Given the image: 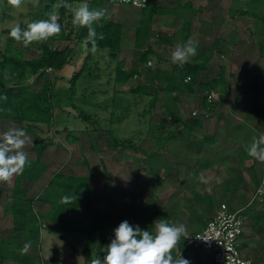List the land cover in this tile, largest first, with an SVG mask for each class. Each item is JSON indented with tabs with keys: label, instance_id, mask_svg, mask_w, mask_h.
I'll list each match as a JSON object with an SVG mask.
<instances>
[{
	"label": "rangeland",
	"instance_id": "rangeland-1",
	"mask_svg": "<svg viewBox=\"0 0 264 264\" xmlns=\"http://www.w3.org/2000/svg\"><path fill=\"white\" fill-rule=\"evenodd\" d=\"M175 1L177 0L161 1L153 19L151 14L144 16L146 12L129 7L103 4L94 8L93 10L107 8L108 17L105 20L123 27L126 49L121 50L115 59L110 57L108 51H97L94 54L95 61L86 65V71L76 81L74 89L71 78L85 65L84 53L82 55L78 51L73 65L66 66L59 73L52 69L46 70L50 81L56 78L50 101L53 122L51 127L38 124L39 128L32 129L35 128L43 142H51L49 146L53 148L47 153L48 158L63 161L56 164L53 161V168L57 172H74L76 175L73 177L90 175L101 183L100 186H104L106 180L107 186H113L109 181L113 176L121 174L115 166L120 157L130 160L134 172L129 173L135 176V192L140 201L149 193L153 196L155 192L165 190L172 192V196H181V200H191L198 205L213 201L212 208L226 203L231 208L240 209L251 203L246 209L250 211V216L246 220V230L241 241L242 253L255 260V264H264V162L250 157L245 150L254 138L264 134V114H259V108L264 107V0H231L229 6L227 0H210V4L207 0L204 8L207 15H219L222 19L221 14L229 11L228 21L226 19L223 22L224 30L217 33L213 28L217 30L215 27L221 24L216 23L217 19L214 18L215 22L211 21L215 23L213 28H193L192 19L196 14L199 12L198 16L202 17L201 1L197 2L195 9L189 5L188 8H183V12L179 10L177 16L168 19L170 21L157 17L161 6L175 8ZM81 2L85 0L72 4L75 6ZM53 8L51 12H45L42 5H34L32 0H23L20 8H12L7 0H0V61L8 57L13 60L12 64L19 62L18 71L11 68L13 82L17 81L19 74L20 85L34 93L42 87L43 77L30 75L26 63L40 57V46L58 50L74 48L77 45L76 35L79 29L73 26L71 13L66 9L63 16H58L61 33L46 41L33 42L25 47L22 42L9 43V32L16 23L20 24L23 31L27 24L48 19L57 11ZM190 10L194 16H190ZM242 11L252 13L256 18L239 14ZM204 21L206 20L197 17L199 26ZM163 27L168 30L163 31ZM189 39L198 41L199 44L197 55L186 64L205 65L206 69L198 75L192 94L165 92L163 89L169 87L170 78L177 76L179 79L184 76L182 70H177L178 65L171 63L170 57L178 44ZM150 47L152 51L147 57L148 63L142 64L141 52ZM157 56H161L160 61ZM120 61L123 62L124 70L127 67L135 69L142 78L135 76L126 84L115 86V68ZM200 85L208 89L200 91ZM138 87H144L142 94L145 96L133 94V90ZM241 88L246 91L242 92ZM101 91H108V94L111 91L116 92L119 96L112 104V99L104 98L106 93L102 95ZM206 104L212 106L210 110ZM203 110L207 117L194 119L192 113L202 114ZM113 112L115 115L111 116ZM81 116L86 117L85 122ZM111 118L118 120L120 124L118 122L112 125ZM162 118L167 122L159 131ZM194 120L201 125L190 126L197 123ZM33 125L35 124H31ZM171 134L174 137L170 139ZM27 136L29 142L26 148L28 161L31 162L35 157L37 159L38 149L34 148V136ZM112 137L121 147H115ZM74 138L77 140H73ZM103 150L109 156L101 153ZM63 153L68 154L66 158ZM30 155L33 158L31 160ZM82 157L88 159L87 165L81 163ZM104 157L109 163L113 159L114 167L110 168ZM40 160L42 162V156ZM94 163L99 167L98 171H95ZM48 166L50 167L45 164V167ZM195 194L201 198V202L195 198ZM135 197H132L136 200L133 202L135 204L129 205L136 207L134 219H139L142 217L138 207L140 203L137 202V196ZM191 201L189 202L193 205ZM157 202L155 199L150 204L151 207ZM150 205H143V208L158 220L159 211L150 210ZM30 207L32 209V205ZM48 208L49 206L46 209L39 208L33 212L48 214ZM206 213L208 212L202 210L200 216L193 218V223L202 220L200 217H204ZM255 214L259 217L257 222L253 220ZM42 220L44 219L41 216L36 215L34 222H27L31 227H36L40 236L37 238L36 233L32 241L28 236L23 237L24 241L17 239L19 245L23 244L20 256L28 257L35 264L39 258H43L44 252H51L49 248H53L56 254L54 257L57 258L67 257V250L69 253L73 250L81 251L82 244L78 239L84 241V237L61 233V238L56 234H49L41 230ZM50 221V218L46 219L45 226L50 225ZM13 234L19 236L20 232L12 229L2 231L0 239H8ZM27 239L28 243L25 242ZM69 262L84 264V259H71ZM3 264L20 262L10 258Z\"/></svg>",
	"mask_w": 264,
	"mask_h": 264
},
{
	"label": "trees",
	"instance_id": "trees-1",
	"mask_svg": "<svg viewBox=\"0 0 264 264\" xmlns=\"http://www.w3.org/2000/svg\"><path fill=\"white\" fill-rule=\"evenodd\" d=\"M77 1L80 0H66L67 3L71 4ZM58 2L59 0H38V4L43 6V10L45 12H51L54 9V5H56ZM88 5L90 10H93L94 8L100 6L95 3H88ZM152 5L153 1H150L149 7L151 8ZM65 10V8H60L58 10L60 16H63ZM241 14L254 16L252 13L250 14L248 12L243 11ZM93 27H95L97 32V50L95 52L91 51V43H89L87 49L82 46L83 41L88 37V29L86 27L79 28L76 35L77 45L74 48L66 47L64 49L58 50L50 49L47 46H40V57L26 63V67H28L30 75H38L43 77V85L36 93L31 92L27 87L20 85L19 80H21V76H19V74L17 76V81L13 82L14 74L11 68H14V70L18 71V68L20 66L19 62L12 64L13 60L8 57H4L0 61V121L12 120L18 122L19 128L25 130L27 134L34 136V138L36 139V144L34 148L38 149L37 159L33 162L29 161L22 174L15 175V182L12 190V198H14L13 206L15 209L14 214L16 218H18L19 222H23L21 225L16 226V232H28L31 234L36 233V227H31V224H27L29 220H31L32 222L35 221L36 214L32 212V209L30 207L32 205L33 200H28L25 198L26 192L25 190L20 188V183L21 181L36 182L46 169L45 165L41 162L40 158L43 152L48 148V146L51 145V142H47L48 144H46V142H43L42 138H39L35 130L38 124H46L49 127L52 124V107L50 101L51 96L53 97L52 87L56 78L53 79V81H50L47 77L46 70L52 69L59 72L65 66L73 65L78 51H81L82 55L84 53L85 56L83 58V62L85 63V65H82L83 67L80 68L79 71L75 73L74 76L71 78V83H73L72 87L74 89L76 81L84 75V72L86 71V65L95 61L96 56L94 54L97 51H108L112 59H115L121 51L123 27L120 24L103 19L98 24H94ZM100 34L103 35V39L98 38ZM8 41L9 43H12L15 40L10 37ZM151 51L152 50L150 47L146 48L145 51L141 52L142 64L146 65V63H148L147 57L150 55ZM157 58L160 61L161 56H157ZM176 67L178 71L182 70L184 72V76L182 78H179L181 79V81H179L177 76H173L172 78H170L168 82L169 87L167 86L163 89V91L168 93L172 91L177 93L192 94L196 86L198 75L202 72V70L206 69V66L197 64H184L182 67ZM138 74L139 73L135 69H132L131 71L124 70L123 62H118L115 68V86L126 84L130 79L134 78ZM186 77H190V81L188 83H184V79ZM143 89L144 87H138L136 90H133V94L142 95ZM207 89L208 88L206 86L200 85V91H205ZM241 89L242 92L246 91L244 88ZM50 92L52 93V95ZM115 100L117 99H112V104L115 103ZM206 106L208 107V110H210L212 107L211 105L207 104ZM259 114H264V107L259 108ZM80 118L85 122V116H81ZM194 119H202V117H194ZM194 121L197 122V120ZM166 122L167 120L165 118L161 119L158 128L159 131L164 128V124ZM31 124L35 125L31 126ZM200 125V122L190 124V126L192 127H199ZM33 127L35 128L32 129ZM173 137L174 136L172 134L169 136L170 139ZM73 140L77 139L74 138ZM112 141L115 142L114 144L116 148L121 147V144L115 141L114 137H112ZM90 180L91 176L73 177L59 173H56L51 177V180L49 181L46 190L43 191V193L37 197V200L51 204L53 231L58 233L70 231L72 232V222L75 220L76 216L78 215V211L80 210H82L86 216H91L92 212L90 210V207L93 198L91 196ZM65 196H76V199L72 203H65L62 200V198ZM262 197H264V195ZM195 198H198V200L201 199L198 197L197 194H195ZM139 203L140 212H146V209L143 208L144 206L142 205V202L140 201ZM245 213L247 214L248 219V217L250 216V211H245L244 214ZM159 216L160 215L158 214V217ZM192 217L195 218L196 216L193 214ZM160 218L163 219L162 217ZM130 219V216H128L127 213H124V220H127L129 224L133 226H139L141 230H149L151 232L150 228L141 226L140 222L132 223ZM251 219L252 217H250V220ZM258 219V215L255 214L253 216V220L257 222ZM109 223L111 224V222ZM249 227L254 228V226L252 225H249ZM76 229L75 230L78 233L86 235V245L84 252L89 250L95 243H97L96 252L97 254L101 255V253L103 252V248L106 244H108V241L104 240L96 234V225H94L92 228L77 227ZM259 229H261V227ZM17 239L18 236L13 234V236L8 240H0V264H3L10 258H14L15 260L19 261L20 264H34L31 262L32 260L28 257H22L19 255L20 250H23V246L17 243ZM184 243L185 241H183V244L181 243L179 245L180 249L183 248ZM49 263L57 264V260L52 259L51 261H49ZM35 264H41V261L39 260ZM252 264H255V260L253 259Z\"/></svg>",
	"mask_w": 264,
	"mask_h": 264
},
{
	"label": "crops",
	"instance_id": "crops-1",
	"mask_svg": "<svg viewBox=\"0 0 264 264\" xmlns=\"http://www.w3.org/2000/svg\"><path fill=\"white\" fill-rule=\"evenodd\" d=\"M151 1H153L152 7L151 8L149 7V9L144 10L142 12L143 13L146 12L144 14V16L146 14L147 15L151 14L152 19H153L154 17H156V16H154V14H156L158 7H160L161 1L163 2V0H151ZM172 1H174V0H172ZM198 1H201L203 3L202 9L200 11V14H202V17H201V15L198 16L199 12L196 14L195 18L192 17L193 18L192 19L193 28L197 29V28L201 27L202 29H205V28L210 29V28L215 27L214 26L215 23H212V22L216 21V23H219L221 25H219V27H215V28H217V30H215L214 28H213V30L217 33V31H220L221 29H223V22L229 17V11L227 12L225 9L226 13L224 12V14L223 13L221 14L222 19H221V16H219V15H218V17H216L215 15L213 17L212 14L207 15L206 10L204 9L206 7L205 3L207 2V0H196V1H194V0H187V1L177 0V1H175L176 3L174 4L175 8H171V7H168L166 5L161 6V8H160L161 10H159V12L157 13V14H159V13L160 14L157 17L166 19V21H170L168 19H170L174 16H177V14L180 13V12H178L179 10H181V12H183L184 7L188 8V6L190 5V6H192V8L195 9V7L198 6L197 5ZM227 1H228L227 6H229L231 0H227ZM208 2H209V4L211 3L210 0H208ZM107 6H109V5H107ZM166 8H170L173 10H166ZM131 9H134V8H131ZM134 10L140 11L137 9H134ZM244 12H246V11H244ZM203 13H205V14H203ZM239 14H241V13H239ZM190 16H194V15H191V10H190ZM223 16H225V17H223ZM197 17H199L201 20L204 19L206 21H204L202 23V25L199 26V24L197 23ZM252 17L256 18V16H252ZM213 18L217 19V20L213 21ZM195 19H196V21H195ZM226 21H228V19ZM207 22H209V23H207ZM166 23H168V22H166ZM163 28H164L163 31L168 30L165 27H163ZM224 32H227V31H224ZM121 44H122L121 50H125L126 49L125 36L123 34H122ZM123 44H124V46H123ZM125 70L131 71L132 69L127 67ZM59 72H57V73H59ZM137 77L142 78L140 76V74H138ZM114 85H115V83H114ZM116 86H118V85H116ZM101 93H102V95L106 93L104 95V98H109V99H113V98L117 99V97L119 96V95H117L118 93H116V92L112 93V91L110 94H108V91H101ZM141 96H145V95L142 94ZM52 110H53V108H52ZM110 115L113 116L115 114L113 112V114H110ZM110 122L112 123V125H114V123H118L119 121L118 120L115 121L114 118H111ZM119 124H120V122L118 123V125ZM12 125H15L16 127L19 128L18 122L15 123L12 120L0 121V132L6 131ZM37 128H39V125L37 126ZM64 137H65V134H64ZM52 148H53V146H48V148L42 154V163L44 165L45 164L50 165V167L49 166H48L49 168L46 167L43 174L41 175V177L36 182L21 181L20 188L25 190V192H26L25 198L26 199L33 200L32 201V212L35 211L36 209H39V208H42V209L45 208L46 209V207L49 206L48 214L36 213L37 217L41 216L44 219V220H42L43 223L41 222L42 223L41 230L42 231L45 230L49 234H54V235L56 234L58 236H61V233H58V232H55L52 230L53 229V223H52V215H51V204L44 202V201H39V200H37V197L40 194H42L43 191L46 190L48 183L54 174L63 173L64 175H69V176H75L76 174H74V172H67L68 173L67 174L61 170L60 171L58 170V172H57L53 168V164H56L57 162L61 163L63 161L53 160V159L50 160L48 158L47 153H49L52 150ZM24 151L27 152L26 146H25ZM78 153H79V155L81 154V152H78ZM101 153H104L105 155H107V152L105 150H103ZM110 154H112V151L110 152ZM67 155H68L67 153H63V156L65 158L67 157ZM107 156H109V155H107ZM30 157L31 158L29 160L33 159L31 155H30ZM35 159H36V157H35ZM123 159L124 158L120 157V160L116 161L117 165H115V166L118 167L119 172H121V174H118V176H113L112 180L109 181V183L113 186H107L106 185L107 180L103 183L104 186H100L101 183H99L97 180H95L96 179L95 177L92 178V176H91L90 188H91V196L93 198V201H92L90 210H91L92 214H91V216H86L83 211L81 213L78 211V213H79L78 218L76 217L75 220L72 222V226H71L72 232L71 231L70 232H63L66 234H71V235L77 234L78 236L80 235V236L84 237L83 238L84 241L81 239H78L79 243L82 244L81 251L79 252V251L73 250L72 253H69V251L67 250V252L65 253V254H67V253L69 254V255H67V257H62V258L58 257L57 258V257H54V256H56V254L52 250L53 248H49L48 250H51V252H48V253L44 252L43 258H41V259L39 258V260L41 261V264H50L49 261H51L52 259H56L57 264H73V262H69V261H71V259H79V258L84 259V264H90L91 259L97 255V252H96V246L97 245L94 244L89 250L84 252L85 245H86V235H82V234L78 233L76 231L77 230L76 228L77 227L78 228L79 227L80 228H92L94 225H96V227H97L96 234L98 236H100L101 238H103L104 240H107L108 242H110L111 239L114 238V230L118 227V225L122 221H124V213H127V215L130 216V218H131L130 220L132 223L140 222L141 226L146 227V228L148 227V228H150L151 232H154V228L152 226L157 219L155 217L153 218V216L150 215L149 212H142V213H140V215L142 216L141 218L137 219V217H136L134 219V215H136V211H135L136 207L133 208L129 204L136 202V200L132 199V197L137 196V202L138 203L140 202V200H139L138 195L135 192V176L133 173H132V175L129 173V171L134 172V168L132 166V163H130L129 162L130 160H128L126 158L124 159L126 161H124ZM104 160H106L105 157H104ZM104 160H102V162H105ZM33 161L31 160V162H33ZM53 161H54V163H53ZM112 161L114 162V160L112 159L111 162L109 163L106 160V162L110 165V168L114 167V164ZM87 162H88V159L85 157H82L81 163L87 165ZM102 162H100V164ZM134 167L136 169V165ZM50 168H52L53 170ZM98 169H99V167L96 165L95 171L96 170L98 171ZM80 171H83V170H80ZM77 172H79V171H77ZM48 174H50V175L48 176ZM88 176H90V175H88ZM104 176L107 177V175H104ZM99 178H102V176ZM14 182H15V176L7 184L6 183L0 184V232L5 231V230H10V229L16 230V226L21 225L23 223L21 221L19 222L18 218H16V216L14 214V212H15V209L13 206L14 205V200H13L14 198H12V190L14 187ZM35 189H36V191H34ZM174 194H176V193H174ZM144 195H146V194H144ZM182 196H185V195H182ZM181 198L182 197L178 196V195L172 196V192H168V191L164 190V191L155 192L153 194V196H152V194L149 193L147 195V197H145V198L143 197V201H141V202L143 205H147V204L150 205L151 203H153V201L155 199H156V201L158 200V202H157V203H159L158 206H156L157 203L155 205L153 204L152 207H151V205L148 206V208L150 210L156 209L159 211L160 216L157 217L158 219H161L160 217H162L163 219L167 220L169 223L184 224L187 228L186 235L198 232L199 230H201L204 227L206 222L214 215L215 209L217 207L215 206L216 208L215 207L212 208L213 203H214L213 201H209L206 204L203 203V204L198 205L194 201L187 200V199H185L187 201L184 202L185 200H181ZM189 201H191V203L194 206L191 205ZM134 204L135 203H133V205ZM211 205H212V207H211ZM138 207H139V204H138ZM202 210L204 212L206 211L208 213H206V215H204V217H200L202 220L195 221L196 223H193V221H192L193 220V217H192L193 214L195 216H198V215L200 216V214L202 213ZM209 214H211V216ZM49 218L51 220L50 225L45 226L46 219L48 220ZM87 218H89V219L87 220ZM154 219H156V220H154ZM197 220H199V219H197ZM79 222H81V223H79ZM109 222H111V224ZM73 230H75V231H73ZM17 232H19V231H17ZM36 233L31 234V233L25 232V235H24L23 232H20L18 239L23 240V239H25L23 237L28 236L31 238V241H32L34 239V237L36 236ZM41 235H42V233H41ZM39 236H40V234L37 233V238ZM10 237H8V239H10ZM61 238H62V236H61ZM8 239L2 238L0 240H8ZM27 241H28V239L25 240L26 243H28ZM75 241H77V240H75ZM183 241H184V237H181V240L178 243L176 249L173 250L172 254L174 257L178 254L179 251H181L182 248L180 249L179 245L181 243L183 244ZM21 243H22V241H21ZM31 244H33V242H31ZM22 246H23V244H22ZM72 247L70 249H72ZM103 255H104V253L102 252L100 257L102 258ZM182 257L189 260L190 264H211L210 255L206 254V253H202V252L186 251V252L182 253ZM250 259H252V258H250Z\"/></svg>",
	"mask_w": 264,
	"mask_h": 264
},
{
	"label": "clouds",
	"instance_id": "clouds-1",
	"mask_svg": "<svg viewBox=\"0 0 264 264\" xmlns=\"http://www.w3.org/2000/svg\"><path fill=\"white\" fill-rule=\"evenodd\" d=\"M7 4L12 8H20L23 0H7ZM33 4H38V0H33ZM136 6L144 7L145 0L143 3L137 0ZM54 7L57 11L48 19L27 24L26 30L22 31L20 24L16 23L11 28L9 36L27 47L33 42H43L59 35L61 24L58 23V10L65 8L71 13L75 28L88 29V37L83 41L82 46L87 49L91 43V51L95 52L97 32L93 25L108 17L107 8L90 10L86 0L75 6L67 3L66 0H59ZM98 38L104 37L100 34ZM198 44V41L192 39L178 44L171 53V63L181 67L188 63L197 55ZM28 142L26 131L15 125L0 132V183L10 182L15 175L23 173L29 163L28 153L24 151ZM245 150L250 157L264 162V134L254 138ZM75 199L76 196L62 198L65 203H72ZM152 227L154 232L141 230L139 226H133L127 220L122 221L114 230V238L103 248V257L97 254L91 259L90 264H190L189 260L182 257L180 251L175 257L172 254L181 237H186L187 228L184 224H173L165 219H158ZM27 247L28 245H25V248Z\"/></svg>",
	"mask_w": 264,
	"mask_h": 264
},
{
	"label": "built area",
	"instance_id": "built-area-1",
	"mask_svg": "<svg viewBox=\"0 0 264 264\" xmlns=\"http://www.w3.org/2000/svg\"><path fill=\"white\" fill-rule=\"evenodd\" d=\"M88 3L98 5L121 6L134 8L140 11L147 10L151 0H145L144 7H137V0H86ZM143 3V0H138ZM190 77L184 79L188 83ZM212 93L209 94L211 96ZM208 96V97H209ZM210 99V98H209ZM194 117L206 118L207 114L192 113ZM253 202V199L251 200ZM251 205V203H250ZM246 208H231L226 203H220L215 209L214 215L206 222L204 227L193 234L184 237V246L180 253L195 251L209 254L211 264H252V259L242 254V238L245 233L247 214Z\"/></svg>",
	"mask_w": 264,
	"mask_h": 264
}]
</instances>
